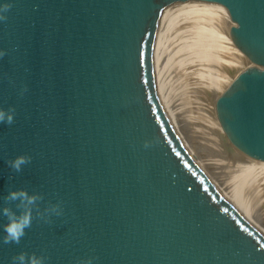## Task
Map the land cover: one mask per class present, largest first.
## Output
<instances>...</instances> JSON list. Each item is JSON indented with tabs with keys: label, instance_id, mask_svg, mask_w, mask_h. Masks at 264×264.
Listing matches in <instances>:
<instances>
[{
	"label": "water",
	"instance_id": "95a60500",
	"mask_svg": "<svg viewBox=\"0 0 264 264\" xmlns=\"http://www.w3.org/2000/svg\"><path fill=\"white\" fill-rule=\"evenodd\" d=\"M4 3L0 107L16 115L0 124V208L10 188H27L63 200L65 216L5 245L0 215V264L22 251L47 264H264V231L195 159L155 70L175 23L230 30L249 63L218 96L217 116L234 147L264 161V0ZM21 154L32 161L15 173L6 161Z\"/></svg>",
	"mask_w": 264,
	"mask_h": 264
},
{
	"label": "bare ground",
	"instance_id": "6f19581e",
	"mask_svg": "<svg viewBox=\"0 0 264 264\" xmlns=\"http://www.w3.org/2000/svg\"><path fill=\"white\" fill-rule=\"evenodd\" d=\"M243 58L230 30L205 20L182 21L161 37L156 80L162 102L195 159L264 231V161L231 144L216 112V100ZM226 147L238 158L228 159Z\"/></svg>",
	"mask_w": 264,
	"mask_h": 264
},
{
	"label": "clouds",
	"instance_id": "9594fccd",
	"mask_svg": "<svg viewBox=\"0 0 264 264\" xmlns=\"http://www.w3.org/2000/svg\"><path fill=\"white\" fill-rule=\"evenodd\" d=\"M12 5L4 3L0 5V22H6L8 13ZM6 52L0 50V58H3ZM28 91L27 86H23L19 95L21 97ZM16 109L10 106L7 109L0 107V124L11 126L15 122ZM146 148L149 142H145ZM32 157L27 154L17 155L13 159L6 161L8 167L15 173L23 171L24 167L29 165ZM11 180L12 177L10 176ZM4 206L0 208V215L6 218L7 223L3 225L4 235L2 242L5 245H19L26 235V230L32 228L33 222L44 224H52L53 217L61 218L65 216L64 201L57 200L45 202V196L38 191L30 192L27 188L9 189L8 193L3 197ZM14 206V207H13ZM49 257L45 254L37 255L35 252H20L12 257V264H47ZM95 257H87L78 259L77 264H93Z\"/></svg>",
	"mask_w": 264,
	"mask_h": 264
},
{
	"label": "rangeland",
	"instance_id": "374dc122",
	"mask_svg": "<svg viewBox=\"0 0 264 264\" xmlns=\"http://www.w3.org/2000/svg\"><path fill=\"white\" fill-rule=\"evenodd\" d=\"M245 58H246V56H245ZM245 58H243L244 61H242V64L239 63V64L236 65V67H235L236 70H240L241 68H243L244 66H246V65L249 63L248 59H247V58L245 59ZM246 62H247V63H246ZM226 148H227V147H226ZM226 148H225V149H226ZM227 150H229V151H228V152L225 151L224 153H225V156H227L228 159L235 160L236 157L238 158V156H236L234 153H232V151H231L229 148H227ZM227 154H228V155H227ZM233 155H234V156H233ZM228 156H229V157H228ZM230 156H231L232 158H231ZM233 157H234L235 159H234Z\"/></svg>",
	"mask_w": 264,
	"mask_h": 264
}]
</instances>
